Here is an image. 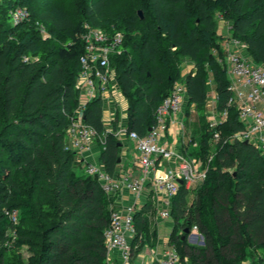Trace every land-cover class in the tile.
<instances>
[{"label":"trees","instance_id":"trees-1","mask_svg":"<svg viewBox=\"0 0 264 264\" xmlns=\"http://www.w3.org/2000/svg\"><path fill=\"white\" fill-rule=\"evenodd\" d=\"M9 1L0 24H11L10 11L17 2L27 9L29 21L0 34V264H107L103 233L114 210L111 200L95 178L79 170L75 153L65 149L78 105L82 28L74 36L78 24L70 14L57 18L46 11L36 16L33 0ZM112 1L78 2L82 25L120 31L124 22L118 21ZM135 1L145 18L137 13L133 18L145 31L139 42L124 40L114 68L128 102V130L143 136L155 126L157 107L181 80L179 60L184 57L194 63V72L183 80L188 105H195L198 114L206 107L210 72L216 109L227 112L215 129L201 130L196 143V157L207 167L205 180L191 190L181 185L172 201L170 215L182 233H173L171 243L180 262L261 264L264 154L234 137L244 125L228 104L230 79L214 13L230 23V39L245 48L248 59L264 66V0ZM35 20L50 29L54 42L42 43L33 30ZM21 30L22 37L15 38ZM137 50L138 56L128 59ZM83 121L95 132L104 170L113 175L119 141L105 130L100 98L87 104ZM149 214L150 203L134 214L132 250L155 235ZM193 226L203 236V246L188 244L186 236L182 240L184 229Z\"/></svg>","mask_w":264,"mask_h":264},{"label":"built area","instance_id":"built-area-1","mask_svg":"<svg viewBox=\"0 0 264 264\" xmlns=\"http://www.w3.org/2000/svg\"><path fill=\"white\" fill-rule=\"evenodd\" d=\"M18 1V0H17ZM11 26L16 27L29 21L27 9L17 2L10 11ZM83 47L79 56V71L76 77L75 88L78 91V105L67 128V142L65 149L82 155L90 148L95 137V132L83 121V113L89 102L102 97L110 89L111 69L110 58L119 52L123 44V33L111 31L108 34L103 28L83 24L80 34ZM236 43V42H235ZM226 64L228 75L236 79L230 82L229 91L231 98L228 104L238 109V119L244 125V130L234 137L238 140L248 141L257 146L264 154V66L252 63L245 55L239 53L229 54ZM114 72V71H113ZM237 84L248 86L246 93ZM186 100V88L183 80L176 82L170 94L163 99L156 109V124L145 135L126 128L114 134L116 138L126 137L135 143L141 176L128 180L126 177L117 178L108 174L103 167L97 164H85L84 173L95 178L102 190L111 196L123 190L135 194L137 197L143 190L148 177L155 172L158 159L169 160L175 152L161 141V134L166 130L167 118H176L181 112ZM226 111L220 112V121H224ZM218 122H210V127L215 129ZM217 134H215V137ZM211 160V156L208 162ZM207 167L199 161H191L179 157L174 169H169L160 175L152 177V184L164 195L160 201L157 214L162 219L171 217L173 198L176 196L180 184L186 187L201 184L206 177ZM136 204L123 210H113L110 214L109 226L103 233L106 246V257L112 252H117L120 264H131V240L135 235L133 226ZM194 236L202 237L198 228L193 226ZM161 264H181L180 257L174 245L165 252ZM261 264H264V259Z\"/></svg>","mask_w":264,"mask_h":264},{"label":"crops","instance_id":"crops-1","mask_svg":"<svg viewBox=\"0 0 264 264\" xmlns=\"http://www.w3.org/2000/svg\"><path fill=\"white\" fill-rule=\"evenodd\" d=\"M223 22L227 25V36L225 38L227 39V41H225L223 44H220L221 49L225 51V47L229 52H239L247 57V51L245 50V48L242 45L237 44L229 39L230 23L224 20ZM189 61L192 64H190V68L185 74V77L191 72H194V63L191 60ZM185 77L181 76V80H184ZM229 79L230 82H236L235 78L229 77ZM115 85L116 86L112 84L113 87H110L109 91L103 94L101 97L102 121L104 123L106 132L112 133L113 135L120 129L127 128L128 123V102L124 97L119 85L117 83ZM208 85L210 86L211 92L210 94L208 93L207 100L210 99L213 107L216 109V104H213V102L216 103V92L214 90L210 72H208L207 86ZM236 85L246 93L249 91L248 86H243L241 84L239 85L237 83ZM185 102L187 103V97ZM207 106L209 105L207 104ZM189 107L196 110V106L193 104L189 105ZM216 112L218 113V115H220V112H218L217 109ZM185 114L186 112H183L182 110L181 112L176 114L175 119L170 117L167 118L166 130L161 134L160 139L167 145L168 148L175 152V156H173L169 160L158 159L155 172L148 177V179L146 180V184L139 196L137 197L132 192L123 190L109 197V199L111 200L110 204L114 210H123L124 208L132 204H136L137 210H140L143 206H145V204H151L152 214H149L148 216L151 220V229L155 235L153 237V235L151 234V239H142V241L140 240L137 246L134 247V249L131 251V264H161L165 256V252L171 245H173L171 242L172 234L175 233V223L173 219H171V217L169 219H162L158 216L157 210L160 206V201L164 193L161 190H157L153 186L152 177L154 175L163 174L169 169H174L178 164L179 157H186V154L191 150H193L194 152L197 151L198 146H194L196 142L191 144V138H193V136H190L189 139L184 137L186 132L183 126V122L187 121ZM116 139L119 141L118 144H120L118 146L119 162L117 161L113 176L117 178L126 177L128 180L140 177L142 173L135 143L126 137ZM77 157L79 160H77ZM75 161L76 163L77 161H79L83 164V166L85 164H97L103 167L100 162L99 145L94 144L93 141L87 152L82 155L75 154ZM195 187H197V185L194 186V188ZM186 188L189 190L191 188L194 189L192 186H188ZM190 233V236H194V232L192 230H190ZM106 262L107 264H120L118 253L112 252L111 255H108L106 257ZM245 264H257V261L246 260Z\"/></svg>","mask_w":264,"mask_h":264},{"label":"rangeland","instance_id":"rangeland-1","mask_svg":"<svg viewBox=\"0 0 264 264\" xmlns=\"http://www.w3.org/2000/svg\"><path fill=\"white\" fill-rule=\"evenodd\" d=\"M80 1L81 0H33V9H34L36 16H38V15H40L46 11L51 12L52 15H54L57 18H60L64 14H70L72 16V19L77 21V24H78L77 28H75V30L72 32V34L74 36H76L77 32L79 30H81V28L83 27V25L81 23L82 22L81 17H79L80 16V9L78 8V2H80ZM112 2H113V7H114L113 12L115 15H117L118 21L124 22L121 25V30H120V32L123 33V42H124V40H126L127 42H129L131 40H135L136 42H139L140 37L142 36L143 32L145 31V25H141L138 23V21L134 20L133 14L137 13L139 19L143 20L145 18V13L141 9L137 8L135 0H113ZM8 4H10L9 0H0V13L1 14H3V12H4V9H3V8H5L4 5L7 6ZM138 12H140V15L138 14ZM165 18L169 19L170 13H167ZM214 18L216 21L217 39H218L219 46L221 48L220 44H223L225 41H227V39H225L227 36L226 35V33H227L226 32V26L227 25L223 22V20L221 18L218 17V15L216 13H214ZM83 24H85V23H83ZM11 25L12 24L1 23L0 24V34H4V32H6L8 28H12L13 26H11ZM81 25H82V27H81ZM33 27H34V29H33L34 32L41 38L43 44H46V43H44L46 40H48L49 43L54 42L53 38L51 37L52 35L50 33V29L45 27L41 23H39L38 20L34 21ZM126 27H128L130 30L127 31ZM103 29L108 34H110L113 28L105 27ZM24 32L25 31H22V30L16 31L15 38H17L19 35H21V37H22ZM229 39H230V36H229ZM8 40L15 41V39L13 37H8ZM224 49H225V51H223L221 49V55L224 59L223 62L227 61V57L229 54L237 53L234 51L229 52L228 50H226L225 47H224ZM117 54L118 53L112 55L110 58V69L112 72V74H111L112 78L110 80V87L111 88L113 87L112 84L114 86H116L115 84L117 83V80L115 78V73L113 72L117 62H119V60H121L120 54H118V55ZM135 54H137V56H138L139 50H137L133 54L129 55L128 59H131L132 56H134ZM237 54H239V52ZM116 55H117V57H116ZM251 62L256 64V65L263 66L261 64L255 63L254 61H251ZM190 64H192V63H190L188 58H185V57L180 58L179 67L181 70V76L185 77V74L188 72V70L190 68ZM229 77H231V76H229ZM207 89H208V93L210 94L211 89H210L209 85L207 86ZM207 104L209 106H207ZM207 104H206V107H204L202 109V112L200 114L196 113L197 110L189 107L188 103L185 102V105L183 104L182 110H183V112H186L185 117L187 118V121L183 122V126H184V129L186 132L184 137L189 139L190 136H193V138H191V140L193 142H196V143H198L203 136V132L201 130H204L205 128L212 130V128L210 127V122H213V121L218 122V123L222 122V121H220L221 120L220 115H218V113L216 112V109L213 107L210 99L207 100ZM213 104H216V103L213 102ZM230 106H232V105H230ZM235 109L238 111L237 108H235ZM126 129L128 130V128H126ZM93 141H94V144L99 145L97 138H94ZM214 143L215 142L212 139L210 141V148H209L210 152H212V153L214 152V148H213ZM194 146H197V145L195 144ZM197 152L198 151L194 152L193 150H191L190 152H188L186 154L187 156L186 157L184 156V157H185V159H188L191 161H197L198 160L196 157ZM77 160H79L78 157H77ZM198 161L200 164L206 165L205 161L200 160V159ZM77 164L79 166V170L81 172L82 171L84 172L85 166H83V164L80 163L79 161H77ZM181 185H183V182ZM199 185L200 184H198L197 186H199ZM194 186H196V185H193L192 187L194 188ZM191 203H192V196H190L188 199V204H191ZM181 233L182 232L180 229L175 230V236H176V234H181ZM149 239H151V236H149ZM186 241L188 244L193 245V246H203V236L202 237H196V236H190L188 234V235H186ZM131 251H132V248H131ZM22 255H23L24 259L28 258V254L25 251V248L22 250ZM245 262H246V260H243L242 264H245ZM181 264H184V262H181Z\"/></svg>","mask_w":264,"mask_h":264},{"label":"water","instance_id":"water-1","mask_svg":"<svg viewBox=\"0 0 264 264\" xmlns=\"http://www.w3.org/2000/svg\"><path fill=\"white\" fill-rule=\"evenodd\" d=\"M138 14L140 15V12H138ZM151 130V128L150 129H148V131H150ZM120 144H118V146H119ZM118 162H119V159L117 160ZM178 183L181 185L182 184V181L181 180H178ZM183 236H182V240L183 239H185V236L186 235H190L191 233H190V229H189V227H186L185 229H184V231H183Z\"/></svg>","mask_w":264,"mask_h":264}]
</instances>
